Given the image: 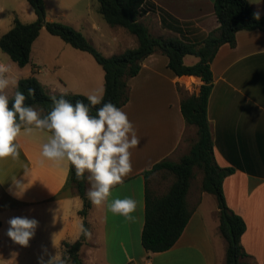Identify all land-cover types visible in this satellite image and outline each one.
Listing matches in <instances>:
<instances>
[{"label":"crops","instance_id":"obj_1","mask_svg":"<svg viewBox=\"0 0 264 264\" xmlns=\"http://www.w3.org/2000/svg\"><path fill=\"white\" fill-rule=\"evenodd\" d=\"M215 1L148 0L141 21L154 36L178 37L201 45L220 27ZM248 1L255 13L264 16V0ZM45 2L48 6L49 0ZM86 26L91 32L85 36L107 57L138 46L137 38L123 28L113 32L111 38V32H101L96 19ZM127 39L131 44H127ZM36 44L37 40L32 47L31 64L22 68L32 66L33 70L34 66L35 71L23 78L35 76L51 95L96 93L103 97L105 72L90 54L76 49L75 58L63 63L58 60L60 53L40 49L33 58ZM184 62L194 65L199 58L186 56ZM168 65L167 56L155 53L129 80V101L121 109L134 125L140 144L130 149L131 174L112 188L104 204H92L88 215L91 236L80 251L84 264H225L226 242L219 232L218 204L213 195L205 192L196 197L189 192L193 215L173 248L149 253L142 244L147 187L157 194L169 189L158 191L160 185L154 175L163 172L148 179L144 173L164 160L179 161L197 140V129L187 125L181 101L183 95L198 94L201 82L194 76H176ZM48 69L64 76H46ZM211 69L214 84L207 115L215 160L221 168L233 170L223 182L225 199L246 223L242 245L249 255L248 262L264 264V31L238 32L235 47L223 45ZM12 90L9 86L5 94ZM50 134L34 130L21 135L19 157L0 160V264H39L41 256L46 262L52 258V262L60 261L61 244L74 243L82 236L83 200L72 185L71 166L54 165L41 155L42 144ZM14 179L23 184L20 190L13 185ZM87 187L89 190L88 181ZM117 198L137 201L133 221L109 211V204ZM13 217L39 222L27 247L7 236L8 220Z\"/></svg>","mask_w":264,"mask_h":264},{"label":"trees","instance_id":"obj_2","mask_svg":"<svg viewBox=\"0 0 264 264\" xmlns=\"http://www.w3.org/2000/svg\"><path fill=\"white\" fill-rule=\"evenodd\" d=\"M26 1L35 11L36 21L23 23L16 18L13 28L0 37V50L18 67L24 68L31 64L33 44L39 38L41 30L45 28L49 34L71 47L90 54L105 72L102 103L91 108L92 115H95L96 108L101 107L103 103L111 102L120 109L124 107L129 101V80L140 73L142 63L155 53H162L168 57V66L176 76H194L201 82L198 94L183 95L181 101V110L187 125L197 129L196 142L179 161L164 160L144 173L148 179L156 172H163L172 175L175 181L164 194H157L147 187L142 244L149 253H162L173 248L178 242L193 215L188 195L195 169H199L203 173L202 192L213 195L217 200L219 232L226 242L225 264H250L249 255L242 245L246 223L228 207L223 191V182L233 170L221 168L216 163L207 110L214 84L211 64L219 49L225 44L235 47L236 35L240 31H264V16H260L259 20L255 19V11L248 0H216L215 15L220 27L199 45L178 37L164 38L151 34L148 26L141 22L148 0H98V12L107 24L112 28L125 29L138 41L136 48L107 57L81 31L62 22L49 21L45 0ZM186 56H195L199 58V62L186 65L184 62ZM32 71L34 73V66ZM18 85V90L27 97L26 104L42 110V116L51 110L50 97L53 95L47 92L35 76L20 79ZM28 89H33L34 94L29 96ZM55 96L57 98L64 96L73 104L77 100L88 103L87 96L82 94L68 93ZM13 101L14 96L9 98L10 107ZM70 176L72 185L83 200L80 215L84 228L89 231L88 215L92 203L86 196L87 180H78L72 166ZM86 238L87 236L82 233L80 240L74 243L64 241L61 244L62 259L52 264L61 262L84 264L80 251Z\"/></svg>","mask_w":264,"mask_h":264},{"label":"clouds","instance_id":"obj_3","mask_svg":"<svg viewBox=\"0 0 264 264\" xmlns=\"http://www.w3.org/2000/svg\"><path fill=\"white\" fill-rule=\"evenodd\" d=\"M254 18L259 20L258 12L254 13ZM10 71L8 65L0 64V160L19 157L18 138L21 135L32 134L34 130L51 133L42 144V157L57 166L74 167L76 178L90 183L86 192L89 201L96 206L104 204L112 188L122 184L131 174L130 149L140 144L127 113L107 102L92 115L91 108L101 105L103 99L102 95L93 93L87 95V104L83 100L73 104L64 96L53 95L50 97L51 110L42 116V110L25 103L27 97L18 90V82L9 78ZM10 85L17 88L11 107L5 94ZM28 94L33 95L34 90L28 89ZM28 174L25 169V175ZM13 185L20 190L23 184L14 179ZM136 209L137 201L132 198H117L109 204V211L128 221L135 219L132 213ZM8 224L7 236L14 243L27 247L39 222L34 218L13 217ZM80 230L85 236H91L82 223ZM52 261L53 258L47 262L43 256L39 258V264H52Z\"/></svg>","mask_w":264,"mask_h":264},{"label":"rangeland","instance_id":"obj_4","mask_svg":"<svg viewBox=\"0 0 264 264\" xmlns=\"http://www.w3.org/2000/svg\"><path fill=\"white\" fill-rule=\"evenodd\" d=\"M3 5V10L0 12V37L9 32L14 25V21L18 18L24 23L35 22L37 16L31 5L26 0H0ZM98 0H49V5L47 6V19L52 18L58 22H62L73 26L77 30L81 31L84 35H88L91 32V28L87 27L86 24L90 23L92 20H97L101 25V32H111L110 37L112 38L113 32L121 31L119 28L110 27L102 16L98 13ZM142 22V21H141ZM146 25V24H145ZM126 31V30H124ZM126 33V32H125ZM189 33V32H188ZM188 39V37H187ZM127 39V44H131V41ZM91 41V40H90ZM46 49L51 53L61 54L58 57L63 63H66L75 58L73 54L77 51L70 45L63 42L61 39L52 36L46 29H43L39 38L37 39V44L34 46L33 58H35L37 50ZM89 55V54H88ZM91 59L93 57L89 55ZM48 59L53 58L48 56ZM0 61L3 64H6L10 67L11 71L8 74L10 79H14L18 82L19 78L28 76L32 71V66H29L26 69L18 67L7 54H4L0 50ZM94 61V59H93ZM31 67V69H30ZM29 71V72H28ZM65 71V70H64ZM66 72V71H65ZM67 73V72H66ZM27 74V75H26ZM46 76L57 77L61 74L64 76V73H57L54 69L46 70ZM68 74V73H67ZM14 90L10 93H6L7 96H14L16 92V87L10 85ZM14 93V94H13ZM13 94V95H9ZM38 111L40 109L36 108ZM165 176V177H164ZM155 181L159 183V192L163 193V190L166 187H170L175 181V178L172 175L165 173H157L154 175ZM203 173L199 169H195V176L192 180L190 193L193 197H196L200 192H202ZM213 199V198H212ZM214 201V200H213ZM215 203L217 200L215 198ZM61 260V259H59Z\"/></svg>","mask_w":264,"mask_h":264}]
</instances>
